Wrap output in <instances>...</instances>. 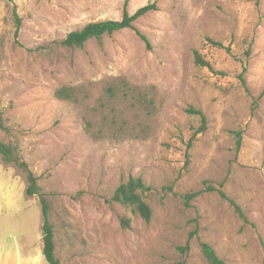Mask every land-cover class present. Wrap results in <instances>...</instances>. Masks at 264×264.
Returning <instances> with one entry per match:
<instances>
[{"label": "rangeland", "instance_id": "1", "mask_svg": "<svg viewBox=\"0 0 264 264\" xmlns=\"http://www.w3.org/2000/svg\"><path fill=\"white\" fill-rule=\"evenodd\" d=\"M124 2L129 14L152 3L157 11L81 49L52 47L89 23L119 20ZM114 79L147 90L149 114H125L144 139L85 133L82 116ZM61 87L84 88L86 106L55 99ZM188 109L206 128L187 154L200 125ZM0 112L10 129L0 143L17 145L48 196L62 264H206L199 242L225 264H264V0H0ZM130 178L148 189L149 222L111 202ZM26 186L0 160V264H24L20 244L42 254L40 205Z\"/></svg>", "mask_w": 264, "mask_h": 264}, {"label": "trees", "instance_id": "2", "mask_svg": "<svg viewBox=\"0 0 264 264\" xmlns=\"http://www.w3.org/2000/svg\"><path fill=\"white\" fill-rule=\"evenodd\" d=\"M127 2H124L122 15L119 20H106L85 25L82 29L69 33L63 40L52 42L53 48H60L62 50H76L81 49L85 43L91 40L100 41L104 36H109L113 33L122 30H134V23L152 13L157 11L155 3L148 4L136 10L133 14H129L126 10ZM15 20L16 37L20 28V19L13 11ZM139 39L149 47L147 39L136 32ZM208 42L216 47L222 48L220 43L208 40ZM51 47V48H52ZM43 47L35 50H42ZM228 50V49H227ZM194 61L198 66L207 67L212 70L210 65L202 60L200 55L194 52ZM82 87H61L54 91V98L59 101L71 103L76 108L86 106L89 95L83 91ZM98 105L90 107L86 114L82 116L84 131L93 141H101L106 139H114L121 141L123 138L144 139L143 129L137 131L136 128L128 127L126 121V112L136 110L142 114H149L152 107V101L148 96L146 89L138 88L129 85L122 79L111 80L104 88L103 96L97 98ZM190 114L197 116L200 120V125L193 137L187 143V154L192 146V140L195 136L203 133L206 128V120L201 111L188 109ZM0 131L5 134L10 133V129L6 126L2 114L0 112ZM238 136V133H237ZM239 142L237 141V147ZM0 160L8 166L14 165L22 172L25 177L27 186L25 195L28 198L36 197L39 201L41 212V242H42V256L47 264H62V262L55 256L54 245V229L50 223V206L47 195L43 193L38 186L37 178L30 171L27 163L21 158L19 149L13 143H0ZM219 187H222L220 185ZM148 189L144 187L142 182L138 179L130 178L128 182L121 184L114 192L111 202L121 205L124 208L130 209L132 213L138 215L145 222H149L151 218V210L144 201V194ZM214 190V189H211ZM219 196L226 200L234 209L239 218L247 223V219L241 212L240 208L231 200H229L222 190H217ZM198 193H191L186 196V205L188 201L195 198ZM122 229H129L130 222L124 217L119 218ZM188 245L186 244L180 251H186ZM200 253L206 264H225L215 253L213 248L207 243L199 242ZM176 264H184L178 262Z\"/></svg>", "mask_w": 264, "mask_h": 264}, {"label": "crops", "instance_id": "3", "mask_svg": "<svg viewBox=\"0 0 264 264\" xmlns=\"http://www.w3.org/2000/svg\"><path fill=\"white\" fill-rule=\"evenodd\" d=\"M18 251L21 253L23 259H24V264H44L43 263V256L40 253L39 256L35 257L31 252H30V247L28 244H20L18 247Z\"/></svg>", "mask_w": 264, "mask_h": 264}]
</instances>
